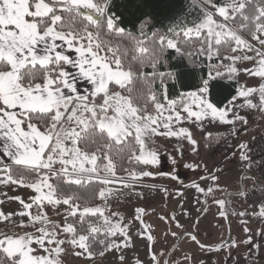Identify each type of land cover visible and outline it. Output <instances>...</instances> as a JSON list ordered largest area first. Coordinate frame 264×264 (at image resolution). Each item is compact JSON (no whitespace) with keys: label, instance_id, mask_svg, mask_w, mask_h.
<instances>
[{"label":"snow or ice","instance_id":"snow-or-ice-1","mask_svg":"<svg viewBox=\"0 0 264 264\" xmlns=\"http://www.w3.org/2000/svg\"><path fill=\"white\" fill-rule=\"evenodd\" d=\"M114 8V0H0V185L33 193L30 202L7 197L20 210H0V264H63L65 244L89 259L130 246L127 226L113 219L118 214L109 202L129 195L142 178L177 179L148 170L160 163L154 137L195 146L192 132L174 125L188 121L207 138L206 120L247 123L237 107L264 112V0H185L178 6L173 0H126L131 28ZM245 61L255 63L237 66ZM204 67L207 78L197 81ZM241 72L260 83L238 85L224 107L209 100L211 80H236ZM177 85L195 90L173 97L170 88ZM238 148L241 162L248 161V145ZM45 205L67 206L62 227L49 220ZM135 212L140 220L144 209ZM117 235L123 241L112 239ZM151 258L160 264L154 252Z\"/></svg>","mask_w":264,"mask_h":264},{"label":"rangeland","instance_id":"rangeland-1","mask_svg":"<svg viewBox=\"0 0 264 264\" xmlns=\"http://www.w3.org/2000/svg\"><path fill=\"white\" fill-rule=\"evenodd\" d=\"M190 3L192 4V0ZM253 44L257 48L260 47L255 41ZM243 54L240 52L239 55ZM247 54L253 55V53ZM254 63V61H245L238 63L237 66L252 67ZM236 81L237 85L247 87L257 86L260 83L258 78L251 77L244 72L239 74ZM254 102H258V97ZM235 103L242 104L243 100L238 99ZM236 111L245 117L247 123L244 120H235L233 124L221 125L206 120L203 132L211 133V136L207 138L202 134L201 129L192 123L174 125L175 128L189 129L197 141V144L193 146L185 139H178L179 147L177 148L180 149L178 156H175L174 152L169 150L170 148L164 147V144L172 138L168 137L167 142L161 145L160 138L162 137H154L156 143L151 146L158 149L160 163L151 166L150 171L153 173H174L177 179L173 180L168 175L142 178L129 195L109 202L110 211L118 214L113 219L122 218L123 223L127 226L130 246L122 247L119 251L106 252L103 257L96 256L89 259L84 256H76L74 252L82 250L73 249L71 245L65 244L63 245L65 252L60 257L63 264H137V261L140 264H154L151 258L153 252L159 257L160 264H164L165 261L167 264H171L176 261L177 254L192 250L191 235L196 237L195 242L198 246V249H194V251L197 250L194 255L201 259L203 264L230 261L234 256L236 264L237 262L239 264H264V221L262 216L256 215L246 222L239 220L240 223L237 224L241 231L236 234L233 215H230V210L226 209L227 204L232 207L231 209L238 208L241 203L239 193L251 191V187L255 184L242 166L241 150L238 145L248 144L254 137L264 132V112L246 107H237ZM193 147H195V151H193ZM173 159L176 161L175 164L172 163ZM185 165H193V167L188 168ZM210 173L217 176L215 181L210 178ZM193 183L199 185L204 191L200 192L195 187H191ZM111 187L129 193L128 189H122L119 184ZM209 188H212L213 191L208 192ZM31 195L33 193L27 188L0 185V201H3L0 203V210L4 213L16 212L20 210L21 205L17 201L8 200L7 197L19 196L25 202H30ZM224 200L226 202L223 205L218 203V201ZM94 204H102V202L97 200ZM48 207H50V213L46 211ZM66 208V205L56 208L45 205L44 212L50 221L62 227L65 222ZM137 208L144 209L140 220L135 218ZM32 211L35 212L36 209L33 208ZM227 214L228 218H226ZM196 216L202 219L200 220L201 224H214L217 218H222V222L226 221L225 225L227 226L224 240L229 234L232 236L233 240L231 241L234 244L216 251L202 250L201 245L204 244L201 242L198 230L200 221L196 222ZM14 219L19 222L20 217H14ZM24 219L27 220V217ZM2 230L3 224L0 223V231ZM11 231H34V229L13 228ZM149 235L153 237L151 242L147 239ZM64 236L65 234L61 233L59 238L63 239ZM123 239L124 237L121 236L117 242L123 241ZM120 256L124 257L123 261L120 260Z\"/></svg>","mask_w":264,"mask_h":264},{"label":"crops","instance_id":"crops-1","mask_svg":"<svg viewBox=\"0 0 264 264\" xmlns=\"http://www.w3.org/2000/svg\"><path fill=\"white\" fill-rule=\"evenodd\" d=\"M189 123L190 122H188V121H182L178 125H181V124L188 125ZM170 138H172V139H169L168 143H166L168 140V137L160 138L161 145H163V143H166V144H164V147L166 149L170 148L169 150H171L172 153L174 152L175 156H178L179 153L175 150V148L179 147L178 146L179 141L176 137H170ZM180 140H183V139H180ZM258 190H259V188L257 187L256 184H254V186L251 187V191H258ZM240 202H241V199H240ZM231 208L232 207L227 204L226 209L230 210V213H231L230 215H233V218H234V222H235L234 231L236 234L237 233L239 234L241 231V228L238 227L239 224H237V223H240V222H238L239 220H241L242 222L243 221L246 222L249 219H253L252 217L259 215L256 213H250L247 210H245L242 203H239V207L235 208V210L231 209ZM239 214H241V216H239ZM200 220H202V219L197 218V216H196V222H198ZM222 221H223L222 218H217L216 222L214 224H208V223L207 224L206 223L201 224V221H200V225H198L199 226L198 230H199L201 242L205 246L203 249L201 248L202 250L212 249L210 251H216L215 249H217L218 246H219V249H222L224 247H231L233 245V241H231V240H233L232 236H230L229 234L226 236L227 237L226 240H224L225 239V232L227 231V228H226L227 226L225 225L226 221L225 222H222ZM222 234H224V236H222ZM190 245H191L192 250H190V252L182 251L181 253L177 254V256L175 257L176 261L174 263H171V264H199L200 262H201V264H203L204 262H202L201 259H199L196 255H194V254H196V251H197V250L194 251V249H198L196 242L194 240H192ZM199 253H201V252H199ZM202 253H204V252H202ZM235 262H236V258L234 256L233 259L230 261L227 260L224 262H217L216 264H236ZM237 264H239V263L237 262Z\"/></svg>","mask_w":264,"mask_h":264},{"label":"trees","instance_id":"trees-1","mask_svg":"<svg viewBox=\"0 0 264 264\" xmlns=\"http://www.w3.org/2000/svg\"><path fill=\"white\" fill-rule=\"evenodd\" d=\"M126 3V0H114L115 8L113 9L114 11L117 12V14H123V18L125 20V25L129 28H131V25L127 23L128 19L130 18L128 16V13L125 12L124 5ZM173 3L175 5H180L184 4L185 0H173ZM187 4L191 5L190 0H187ZM192 11H195L194 9H191ZM169 21L164 20V23L167 24ZM159 26V25H157ZM236 55H239L240 52L235 53ZM203 59V58H202ZM217 62V61H213ZM223 63H230V61H222ZM209 62L207 60H204V64H208ZM221 71H225V69L221 68ZM207 72L208 69L207 67L203 68L202 73L197 74V81L200 80V76L203 75V77L206 79L207 78ZM237 81L236 80H229L227 76H225L223 79L217 78L215 80L210 81L209 85V93H208V98L211 102L216 104L219 107H223L228 100L231 99L233 95L236 93V88H237ZM195 89L192 87H180L179 85L176 86L175 89L170 88V93L174 97L175 95H178L180 91H194ZM151 170V167L148 169ZM117 175H126L125 172L119 171L117 172ZM55 181L53 180V183ZM97 200L93 201V203H96ZM47 213H50V207L46 209ZM69 222H71V218L69 219ZM121 236L117 235L116 237L112 238L114 240H118ZM99 256L98 254L95 255L94 257Z\"/></svg>","mask_w":264,"mask_h":264},{"label":"built area","instance_id":"built-area-1","mask_svg":"<svg viewBox=\"0 0 264 264\" xmlns=\"http://www.w3.org/2000/svg\"><path fill=\"white\" fill-rule=\"evenodd\" d=\"M247 145L249 160L242 162V166L259 190L244 192L245 195H241V203L248 212L260 215L264 208V193L260 190V185H264V132L254 137ZM262 218L264 221V216Z\"/></svg>","mask_w":264,"mask_h":264},{"label":"water","instance_id":"water-1","mask_svg":"<svg viewBox=\"0 0 264 264\" xmlns=\"http://www.w3.org/2000/svg\"><path fill=\"white\" fill-rule=\"evenodd\" d=\"M224 202H226L225 200H224ZM227 206V205H226ZM226 218H228V214L226 215ZM188 236H190L189 234H188ZM191 237H192V235H191Z\"/></svg>","mask_w":264,"mask_h":264},{"label":"flooded vegetation","instance_id":"flooded-vegetation-1","mask_svg":"<svg viewBox=\"0 0 264 264\" xmlns=\"http://www.w3.org/2000/svg\"><path fill=\"white\" fill-rule=\"evenodd\" d=\"M84 257H86V256H84Z\"/></svg>","mask_w":264,"mask_h":264}]
</instances>
